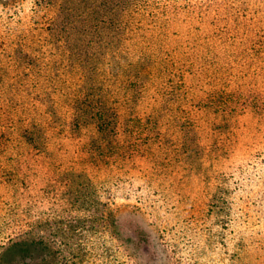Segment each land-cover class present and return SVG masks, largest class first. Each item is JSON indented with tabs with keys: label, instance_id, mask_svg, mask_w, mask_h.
Instances as JSON below:
<instances>
[{
	"label": "rangeland",
	"instance_id": "obj_1",
	"mask_svg": "<svg viewBox=\"0 0 264 264\" xmlns=\"http://www.w3.org/2000/svg\"><path fill=\"white\" fill-rule=\"evenodd\" d=\"M6 204L0 264H264V0H0Z\"/></svg>",
	"mask_w": 264,
	"mask_h": 264
},
{
	"label": "trees",
	"instance_id": "obj_2",
	"mask_svg": "<svg viewBox=\"0 0 264 264\" xmlns=\"http://www.w3.org/2000/svg\"><path fill=\"white\" fill-rule=\"evenodd\" d=\"M29 203L34 204V202L32 200H31V202L29 201ZM3 209H4V211H3L4 214H3V216H0V231L1 232H8L9 231L10 234H8V236L6 238H3L2 236H0V242L3 239H6L10 242L15 235L13 230L15 231V225L14 224H16L17 220L14 219L15 218L14 209L10 205H7V204L4 205ZM12 217H14V218H12ZM42 223H46V221L42 220L40 222V224L42 225ZM32 226H34L33 223H32ZM10 244H13V242H11ZM22 246H24V244ZM2 248H3V246L0 245V249H2Z\"/></svg>",
	"mask_w": 264,
	"mask_h": 264
}]
</instances>
